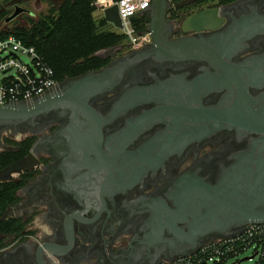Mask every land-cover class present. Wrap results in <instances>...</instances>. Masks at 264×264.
Wrapping results in <instances>:
<instances>
[{
  "label": "flooded vegetation",
  "instance_id": "af4514ba",
  "mask_svg": "<svg viewBox=\"0 0 264 264\" xmlns=\"http://www.w3.org/2000/svg\"><path fill=\"white\" fill-rule=\"evenodd\" d=\"M205 9H217L214 28L184 31ZM141 16L149 30L150 6ZM158 38L107 48V63L90 71L107 82L86 108L67 103L0 126V153L31 166L1 181L20 187L0 221L24 228L3 237L0 264H163L225 237L199 235L184 253L197 209L262 153L246 118L264 110V0H167ZM186 38L194 45L170 44Z\"/></svg>",
  "mask_w": 264,
  "mask_h": 264
},
{
  "label": "water",
  "instance_id": "95a60500",
  "mask_svg": "<svg viewBox=\"0 0 264 264\" xmlns=\"http://www.w3.org/2000/svg\"><path fill=\"white\" fill-rule=\"evenodd\" d=\"M30 0H10L8 5L15 6V11L9 16L8 21L22 12L19 4ZM37 4L44 0H34ZM53 5L59 6L67 0H46ZM167 8V0H151L150 18L151 25L149 32L153 36V40L159 45V35L164 29L165 15ZM104 19L117 28H121V20L118 14L117 5H113L104 10ZM218 18L217 9L210 14L208 9L202 10L188 16L183 23L185 27L191 26V30L200 32L206 29H212L213 26L208 22ZM252 31H257L259 27H253ZM212 43L207 40L205 45ZM172 45L192 46L194 40L186 38L170 42ZM112 49V48H110ZM110 49H104L96 53L101 57ZM107 82L104 74L96 72H88L78 78L71 80V85L58 94L47 95L40 102L27 105L20 102L8 103L0 105V126L14 125L26 122L32 119L36 114L47 111L49 109L64 106L67 103H76L79 107L86 108L82 103L86 97L99 92ZM110 84L106 85L109 86ZM247 131L258 135L255 144L258 147L261 156L254 159L251 167H248L246 178L237 181L236 186L231 182L223 185L222 189L211 194L207 199L208 203L201 204L194 215V224L192 231V239L187 241L184 253H190L198 248L200 242L196 241L197 236L208 233H215L222 236H230L238 231L244 225L249 223H264V110L260 115L248 116L246 118ZM252 161V162H253ZM25 169H31L26 159L13 163L0 170V182L6 181L8 177L19 174ZM191 227V226H190Z\"/></svg>",
  "mask_w": 264,
  "mask_h": 264
},
{
  "label": "trees",
  "instance_id": "16d2710c",
  "mask_svg": "<svg viewBox=\"0 0 264 264\" xmlns=\"http://www.w3.org/2000/svg\"><path fill=\"white\" fill-rule=\"evenodd\" d=\"M9 0H4L7 2ZM102 0H67L51 6L37 18L26 16L24 25L3 28L9 22V11L0 2V39L14 35L23 43L34 46L43 61L49 65L57 82L81 76L88 71L103 67L107 60L97 52L124 42V36L110 30L108 22L101 17L96 20L94 12L101 8ZM178 3L181 0H172ZM206 1V0H201ZM233 0H220L228 3ZM132 22L138 33L148 30L149 16L135 17ZM16 158L13 152L0 153V170ZM20 185L13 182L0 183V217L5 210L18 201ZM24 224L16 218L0 221V248L3 237L19 234Z\"/></svg>",
  "mask_w": 264,
  "mask_h": 264
},
{
  "label": "built area",
  "instance_id": "2783aa9c",
  "mask_svg": "<svg viewBox=\"0 0 264 264\" xmlns=\"http://www.w3.org/2000/svg\"><path fill=\"white\" fill-rule=\"evenodd\" d=\"M117 5L122 34L134 47L138 41L149 42L150 32L138 33L132 19L141 16L151 0H102L98 13ZM117 28V27H116ZM29 58L30 63L22 60ZM58 84L52 68L34 46L23 43L14 35L0 39V105L27 101L40 96ZM250 251L248 257H238ZM264 264V223H249L234 234L201 245L191 256H178L163 264Z\"/></svg>",
  "mask_w": 264,
  "mask_h": 264
},
{
  "label": "rangeland",
  "instance_id": "374dc122",
  "mask_svg": "<svg viewBox=\"0 0 264 264\" xmlns=\"http://www.w3.org/2000/svg\"><path fill=\"white\" fill-rule=\"evenodd\" d=\"M10 1V0H9ZM9 1L4 2V0H0L1 4H3V8H7L9 11L10 16L14 11L15 8L13 5H8ZM19 8H22V12L16 15L13 19H11L9 22H5L2 24L3 28L6 27H14L17 25H24L26 24L25 18L26 16H32L34 18H37L41 13H44L47 11V9L51 6V3L49 1H42L39 4H37L34 0H30L27 2H23L22 4L18 5ZM102 16L101 13H98V11L94 12V18L96 20L100 19ZM22 60L26 63H30V60L28 57L23 56ZM250 255V251L245 252V254L240 255L238 258L242 259L245 257H248ZM244 264L247 263V261L243 262Z\"/></svg>",
  "mask_w": 264,
  "mask_h": 264
}]
</instances>
